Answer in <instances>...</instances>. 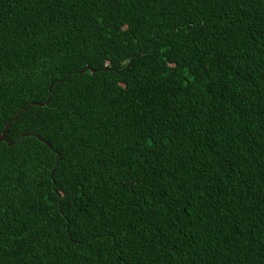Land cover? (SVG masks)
I'll return each mask as SVG.
<instances>
[{
	"label": "trees",
	"instance_id": "16d2710c",
	"mask_svg": "<svg viewBox=\"0 0 264 264\" xmlns=\"http://www.w3.org/2000/svg\"><path fill=\"white\" fill-rule=\"evenodd\" d=\"M18 111L0 264H264V0H0Z\"/></svg>",
	"mask_w": 264,
	"mask_h": 264
},
{
	"label": "water",
	"instance_id": "95a60500",
	"mask_svg": "<svg viewBox=\"0 0 264 264\" xmlns=\"http://www.w3.org/2000/svg\"><path fill=\"white\" fill-rule=\"evenodd\" d=\"M130 61H131V60H130ZM130 61H129V62H130ZM49 91H50V84L48 85V93H49ZM48 99H49V94H48L47 98L44 100V102L39 103V105H44V104H46L47 101H48ZM18 114H19V111L16 112V113H15L10 119L7 120V122L5 123V125H4V127H3L2 132H1V134H0V141L6 142L8 145H13L15 142H9V141L7 140V138H6V128H7V126L9 125V123H10L14 118L17 117ZM21 136H23V135H21ZM21 136H19L18 139H19ZM36 137L39 138L38 136H36ZM39 139H40L41 141L44 142V140H42L41 138H39ZM44 143H45V142H44ZM58 158H59V157L57 156V159H58ZM53 170H54V168L52 169V171H53ZM52 171L50 172L49 176H51Z\"/></svg>",
	"mask_w": 264,
	"mask_h": 264
}]
</instances>
